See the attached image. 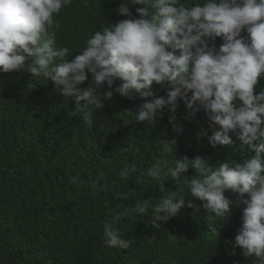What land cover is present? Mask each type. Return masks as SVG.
Masks as SVG:
<instances>
[{
    "label": "trees",
    "instance_id": "16d2710c",
    "mask_svg": "<svg viewBox=\"0 0 264 264\" xmlns=\"http://www.w3.org/2000/svg\"><path fill=\"white\" fill-rule=\"evenodd\" d=\"M126 2L72 0L55 16L56 47H68L71 60L92 34L126 18L117 12ZM195 2L179 0L185 7ZM128 7L138 18L136 8L142 5ZM212 43L218 48L223 41L217 37ZM86 74L81 88L91 81ZM120 83L117 78L113 87ZM168 87L153 82L151 90L166 98ZM262 88L264 78L255 91ZM143 102L138 94L129 100L114 93L102 108L83 101L77 105L75 97H65L43 76L0 72V264H253L239 247L233 249L244 207L236 194L224 193L232 201L227 217L211 218L215 213L203 206L205 201L187 191L196 170L190 167L174 179L167 169L182 156H200L215 169L228 160L251 158L254 151L232 132L231 148L211 147L208 113L197 104L199 111L188 117L191 110L182 100L175 113L164 107L154 125L137 122L136 110ZM91 108L89 128L81 115ZM171 115L176 117L172 123ZM173 139L175 150L166 152ZM157 161L162 162L161 180L146 175ZM133 164L139 171L121 176ZM123 192L129 193L126 199L116 197ZM174 194H180L177 201L182 195L184 206L155 228L151 209ZM137 199L148 200L149 212L116 221L121 237L134 243L129 249L108 247L103 225L133 208Z\"/></svg>",
    "mask_w": 264,
    "mask_h": 264
},
{
    "label": "clouds",
    "instance_id": "9594fccd",
    "mask_svg": "<svg viewBox=\"0 0 264 264\" xmlns=\"http://www.w3.org/2000/svg\"><path fill=\"white\" fill-rule=\"evenodd\" d=\"M71 3L0 0V72L43 76L65 97H75L77 105L83 101L92 108H102L103 100H111L114 93L129 100L138 94L145 102L136 110V121L147 125H154L166 106L175 113L178 101L191 110L188 117L199 111L197 104L202 106L213 130L211 147L231 148L229 133H238L254 156L235 163L228 160L215 169L200 156H182L167 172L175 179L190 167L195 169L198 175L188 182L187 191L205 201L203 206L217 220L227 217L232 204L224 193H235L237 203L244 207L233 249L239 247L245 258H253V264H264V88L255 91L258 80L264 78V0H196L188 7L179 0H127L117 9L126 18L92 34L79 54L68 60L69 48L56 47L59 24L55 16ZM128 4L142 5L136 8L138 18ZM242 31L247 35L242 36ZM217 37L223 41L218 48L212 43ZM86 73L91 74V81L81 88L88 80ZM117 78L121 83L114 88ZM153 82L169 86L166 98L155 95ZM105 85L108 90H103ZM92 108L81 115L89 128L94 122ZM175 119L171 115L169 122ZM173 128L179 130L175 124ZM167 142L165 151L175 150V139ZM138 171L133 164L121 176ZM146 175L161 180L162 162L157 161ZM102 179L103 174L92 186ZM128 195L123 192L116 197L126 199ZM177 195L164 197L151 209L155 228L161 225L158 222L177 216L184 206L182 195L178 201ZM147 201L137 199L133 208L105 222L103 236L108 247L132 246L134 241L121 237L116 221L121 216L148 213Z\"/></svg>",
    "mask_w": 264,
    "mask_h": 264
}]
</instances>
